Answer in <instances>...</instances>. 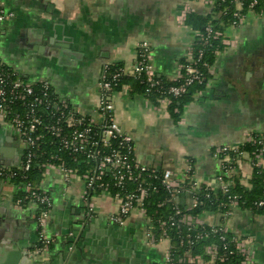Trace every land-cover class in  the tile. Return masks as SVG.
<instances>
[{
    "label": "crops",
    "instance_id": "obj_1",
    "mask_svg": "<svg viewBox=\"0 0 264 264\" xmlns=\"http://www.w3.org/2000/svg\"><path fill=\"white\" fill-rule=\"evenodd\" d=\"M2 1L10 16L0 23V59L26 80H50L59 97L97 123L103 119L99 81L104 64L132 67L139 43L146 40L158 78L171 80L191 58L197 39V30L186 23V4L199 14L212 11L206 0ZM236 8L242 10L240 0ZM243 15L241 23L225 29L224 47L208 66L205 88L184 104L179 119L169 109L172 102L132 92L130 83L111 93L115 119L133 137L140 163L171 170L179 183L190 160L196 176L216 190L223 171L214 148H242L251 143L249 134L264 136V11ZM243 150L242 176L236 177L247 184L253 169L245 160L250 152ZM23 159L19 133L0 121V165L19 166ZM34 188L52 198L46 231L54 241L44 253H33L39 245L40 209L34 202L19 204L16 184L0 180V264H165L171 239L149 243L147 206L146 214L134 210L124 223L115 222V194L89 192L91 209L81 174L67 177L56 163L44 167ZM173 200L185 209L192 205L187 190ZM196 218L248 238L256 264H264V212L234 206L228 215L205 210ZM199 254L193 264H213L206 252Z\"/></svg>",
    "mask_w": 264,
    "mask_h": 264
},
{
    "label": "built area",
    "instance_id": "obj_2",
    "mask_svg": "<svg viewBox=\"0 0 264 264\" xmlns=\"http://www.w3.org/2000/svg\"><path fill=\"white\" fill-rule=\"evenodd\" d=\"M217 2L218 0H206L211 8ZM256 2L257 0H254L251 6H254ZM184 10L185 13L193 11L188 4H186ZM9 16L10 13L7 12L3 1L0 0V23H3ZM235 16L236 19L232 22V25L241 23L244 17L238 11ZM208 31L211 32V28H208ZM198 35H200L199 31H197ZM221 35L224 42V33L217 32V36ZM190 51L191 58L180 65L177 76L171 79L177 83L163 88L161 101L171 103L173 98L182 96L193 84L203 81L205 72L198 66L202 61V52L194 57V46L191 47ZM152 63L151 45L145 40L139 43L135 64L132 67H120L112 74L110 72L112 64H104L99 81L101 91L99 111L103 119L97 123L94 119L83 116L68 99L59 97L50 80H26L0 59V121L13 125L20 135L24 148V159L19 166L0 165V180L13 182L15 178L23 176V172L31 167L35 156V147L40 144L44 134H50L57 140L59 150L66 151L71 156L68 159L62 157L59 153L54 154L53 159L60 161L56 165L67 177L75 173L81 174L88 189L85 200L89 203L91 209L93 204L88 198L89 192L92 193L97 189L112 192L110 189L111 184L103 180L104 175L110 174L112 184L118 188L114 196L119 201L118 211L111 216L112 220L124 223L134 210H140L146 214V201L151 193V187L144 185L142 178L145 173H155L157 170L140 163L135 157L133 137L121 130L114 116V104L110 96L113 92V81L122 75L145 78L150 83V87L146 90L147 93L152 87L161 86L162 81L158 78ZM204 65H207V63L204 62ZM111 75L112 79L110 78ZM248 141L258 146L248 153L245 160L250 163L251 169L260 167L264 170V136L251 133ZM213 155L219 160L223 171L218 177L219 188L224 192H228L234 178L241 174V164L245 152L241 145L225 144L216 146ZM51 164L54 165L55 163L48 162L42 166L47 167ZM80 165H86L85 171L81 172ZM173 174L171 170L162 172V185L170 193V200H173L177 194L184 190L191 193L192 205L186 210L192 209L200 203L197 196L198 192L206 190L209 196L210 191L214 190L210 182H205L196 176L190 160L187 161L183 180L178 183ZM249 177L251 178L252 174ZM15 184L18 192L24 193V198H19L17 202L19 204L25 200L34 202L40 209L38 218L39 245L33 253L36 255L42 254L54 241L46 231L52 198L48 193L34 188L31 182L22 181ZM263 205V199L255 202V206L260 207ZM234 206H241L240 195L238 194L230 196L227 203H220L218 211L228 215ZM174 209L175 213L170 217L171 224L183 223L189 226L190 229L209 227V230L197 232L194 236L188 233L187 242L189 244L194 242V238L205 239L211 235H219L220 240L224 241V252H220L219 243L212 242L206 246V253L213 263L217 261L225 262L228 257L226 242L229 233L228 228L225 225L208 226L199 223L195 215L184 212L179 205L174 206ZM149 221L150 226L147 233L149 243L154 244L162 238H170L166 220L160 222L162 230L160 234L156 232L153 217L150 216ZM230 241L234 244V249H230L229 253H237L241 256L240 261L236 264H256L254 252L248 238L245 239L235 234L231 236ZM171 248L165 255V264H184L185 262L193 264L201 257V254H193L187 250L184 256L176 259Z\"/></svg>",
    "mask_w": 264,
    "mask_h": 264
},
{
    "label": "trees",
    "instance_id": "obj_3",
    "mask_svg": "<svg viewBox=\"0 0 264 264\" xmlns=\"http://www.w3.org/2000/svg\"><path fill=\"white\" fill-rule=\"evenodd\" d=\"M242 3V10L236 8L237 0H218V2L212 8L211 13L199 14L196 12H191L186 17V23L191 25L200 35L194 44V57H197L200 52H202V61L198 64L199 68L205 72V77L201 83L193 84L187 92L182 96L173 98L172 103L169 105V109L173 115L179 119L181 111L186 102L194 98V95L205 88L207 78H208V66L214 61L217 51L223 49V36H217V32L224 33L225 29L236 19L235 13L238 11L240 14H245L247 10H263L264 11V0H257L254 6H251L254 0H240ZM211 28V32L208 31ZM185 62V61H184ZM204 62L207 65H204ZM122 67L120 64H112L110 66V72L113 74L117 69ZM112 79V75L110 77ZM162 85L158 87H152L147 93L146 90L150 87V83L145 78H136L131 75H122L118 79L113 81V91L120 89L123 85L130 83V89L132 92L146 93L148 97L156 101L163 96V88L169 86L170 84H176V81L165 80L160 78ZM178 109L177 112L174 109ZM256 144L246 143L242 146L246 151L251 152L256 148ZM35 156L33 158L31 167L23 172V176H19L13 180L14 183H20L22 181L31 182L33 186H37L41 178L43 177L44 163L54 162L59 163V160L53 159V155L59 153L62 157L68 159L71 156L66 151L59 150V145L57 140L50 134H44L40 144L34 149ZM86 165H80L81 172L85 171ZM88 167V166H87ZM162 172L156 171L155 173L149 172L145 173L142 182L144 185L151 187V193L146 201V206L149 213L153 217L154 226L156 228L157 234L161 233L160 222L166 220L168 223L166 225L170 239L172 243V254L177 259L182 256L185 251L189 250L193 254L202 253L205 255L206 246L211 242L219 243L220 252H224V241L220 240L219 235H211L205 239H196L194 242L189 244L187 242V234L191 233L193 236L197 232H202L209 230V227H198L191 228L183 223L176 222L171 224L170 217L175 213L174 200H170V193L162 185L161 182ZM157 175V176H155ZM103 180L108 182L110 189L115 193L118 188L112 183V177L110 174L104 175ZM235 194L240 195L241 206L249 208L255 212H264L263 206H255V202L261 199L264 200V170L260 167H254L252 172V177L249 179L247 184L241 182L240 177H235L230 190L224 192L222 189L211 190L210 195H207L206 190H202L197 193L200 203L193 207L192 209L186 210L182 206H179L184 212H189L193 215H198L205 210H218L220 203H227L230 196ZM19 198H24V193L19 192L16 196V200ZM27 200L23 201L21 204L26 203ZM223 210V208H222ZM232 234H227V259L225 262H215L213 264H236L240 261L241 256L237 253H229L230 249H234V244L230 241Z\"/></svg>",
    "mask_w": 264,
    "mask_h": 264
}]
</instances>
